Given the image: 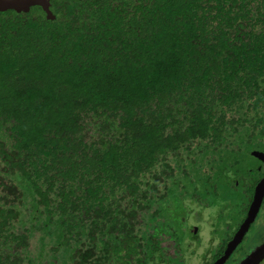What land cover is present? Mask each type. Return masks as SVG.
<instances>
[{
	"label": "trees",
	"instance_id": "obj_1",
	"mask_svg": "<svg viewBox=\"0 0 264 264\" xmlns=\"http://www.w3.org/2000/svg\"><path fill=\"white\" fill-rule=\"evenodd\" d=\"M50 11H0V264H185L186 200L214 263L264 177V0Z\"/></svg>",
	"mask_w": 264,
	"mask_h": 264
},
{
	"label": "rangeland",
	"instance_id": "obj_2",
	"mask_svg": "<svg viewBox=\"0 0 264 264\" xmlns=\"http://www.w3.org/2000/svg\"><path fill=\"white\" fill-rule=\"evenodd\" d=\"M185 204L190 210L186 213L185 218L187 226L184 224L181 228L184 237L180 243V257L185 264H211V255L215 253L217 243L219 239L221 240L222 233L225 232V226L218 224V219L216 221L219 208H209L187 200ZM198 215H201V217L199 218ZM244 241L247 243L244 249L247 250L248 248L247 251L249 252L252 247L260 244H262L260 250L264 249V207H262L258 218H256L251 229L245 235V240H242L236 250H240ZM166 247L167 253L172 254L173 241L167 238ZM235 256L238 255L236 254ZM231 259L229 257L224 264H233ZM250 260L252 261L253 257ZM255 264H264V257H259Z\"/></svg>",
	"mask_w": 264,
	"mask_h": 264
},
{
	"label": "water",
	"instance_id": "obj_3",
	"mask_svg": "<svg viewBox=\"0 0 264 264\" xmlns=\"http://www.w3.org/2000/svg\"><path fill=\"white\" fill-rule=\"evenodd\" d=\"M32 6H40L48 18L53 19L54 16L50 11V0H0V11L13 9L17 12L28 11ZM264 199V177L257 183L253 195V199L247 211V215L232 239L227 243L223 254L213 264H224L236 249L237 245L242 241L251 224L255 221L262 201Z\"/></svg>",
	"mask_w": 264,
	"mask_h": 264
},
{
	"label": "flooded vegetation",
	"instance_id": "obj_4",
	"mask_svg": "<svg viewBox=\"0 0 264 264\" xmlns=\"http://www.w3.org/2000/svg\"><path fill=\"white\" fill-rule=\"evenodd\" d=\"M256 218H258V216L256 217ZM256 220V219H255ZM255 222V221H254ZM254 222L251 224V225H253L254 224ZM251 227V226H250ZM250 229V228H249ZM249 231V230H248ZM247 231V232H248ZM247 232H246V234H247ZM245 234V235H246ZM243 239L245 240V236L243 237ZM242 239V240H243ZM242 242V241H241ZM240 242V243H241ZM239 243V244H240ZM238 244V245H239ZM237 245V246H238ZM245 245H247V243L244 241L243 242V244H242V247L240 248V250H234V252L231 254V256H229V257H231L232 259V262H234V264H255V262L256 261H258V258L259 257H264V249L263 250H260V246L262 245V244H260V245H258V246H254V247H252L251 248V251L249 252V251H247L248 250V248H247V250H245L244 248L246 247ZM237 248V247H236ZM238 255V256H235V255ZM253 257V260L251 261L250 259ZM238 258V260H236ZM254 260H256L255 262H254ZM213 262L211 261V264H212Z\"/></svg>",
	"mask_w": 264,
	"mask_h": 264
}]
</instances>
